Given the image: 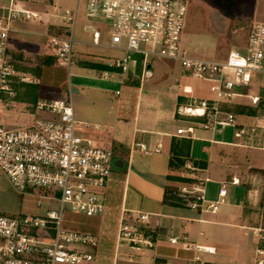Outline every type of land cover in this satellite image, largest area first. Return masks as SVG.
I'll list each match as a JSON object with an SVG mask.
<instances>
[{
	"label": "built area",
	"instance_id": "1",
	"mask_svg": "<svg viewBox=\"0 0 264 264\" xmlns=\"http://www.w3.org/2000/svg\"><path fill=\"white\" fill-rule=\"evenodd\" d=\"M16 1L9 0L0 14V177L7 179L21 193H31L38 188L36 206L45 203L41 216L23 215L11 217L0 214V264H89L98 260L104 235L103 221L110 210L109 198L119 194L121 203L116 208V242L123 241L132 250L151 246L137 226L132 223L148 222V213L127 210L123 205L126 179L114 176L112 149L92 132L98 130L75 119L72 106L70 66L73 63V23L77 1L73 10L65 15L71 27L58 28L48 36V45L55 57V64L65 69L66 79L62 96H39L36 101L13 102L15 86L20 82L32 83L33 77L15 66L13 51L16 46L9 41L10 21L23 18L35 20L34 11L15 8ZM185 14V0H87L86 15L99 18L110 27L108 46L122 51L113 58L108 69L126 72L131 55H142L141 67L149 62L148 56L175 59L181 68L194 79L210 81L212 98L189 96L180 113L193 116L175 134L187 139L196 138V131L205 130L213 135L227 128L234 129V136L241 138L252 133L251 125L236 126L235 113L224 109L225 102L235 97H246L257 104L258 95L239 91L249 86L254 73L264 74V23L252 22L243 51H230L223 60L191 57L181 49V33ZM43 21H46L44 19ZM91 44H100V33L92 27ZM146 46V47H144ZM152 63V62H151ZM99 75L106 79L109 70ZM184 94H191L189 86H183ZM116 94L119 91L115 92ZM59 94V93H58ZM7 107L28 118L6 123L11 116H4ZM187 108H199L200 114L186 113ZM47 111L56 114V121L34 120V113ZM211 143L217 142L214 138ZM135 146L141 153L160 152V144L149 147L143 142ZM264 148V145H263ZM182 182L170 192L175 203L200 212L214 213L224 202L227 184L238 179L220 181L216 197H206V185L211 181L207 173L189 159L182 162ZM68 208H65V206ZM96 219V222L92 221ZM89 230H97L91 232ZM257 237L254 264H264V227L250 228ZM170 243L190 252L183 264H206L204 255L213 248L171 238ZM89 248L92 252L86 251ZM101 259V258H100ZM114 259V256H113Z\"/></svg>",
	"mask_w": 264,
	"mask_h": 264
},
{
	"label": "crops",
	"instance_id": "2",
	"mask_svg": "<svg viewBox=\"0 0 264 264\" xmlns=\"http://www.w3.org/2000/svg\"><path fill=\"white\" fill-rule=\"evenodd\" d=\"M7 4L8 0H1L0 10L3 11ZM43 22L46 25L49 20ZM28 23V20L23 22L16 20L10 25L9 41L16 46V50L13 51L14 63L20 71H23L22 67L34 66L39 58L48 55L42 54L43 46L37 38L33 42L29 40L28 49L24 53L28 55V59L22 57L23 50L21 52L20 47L28 35ZM53 30L57 32L58 28L55 26ZM85 30L89 32L86 27ZM34 35L46 36L41 31ZM89 45L100 46L92 45L91 41ZM110 59L106 57L102 61L90 62L104 65L105 69H108L107 62ZM152 65L153 71L149 78L142 77V74L139 78H133L129 70L126 71V76L117 77L115 74L118 75L120 72L109 68V73L113 75L111 78L113 85H118L107 91L108 94L101 89L94 93L93 98L86 96L85 93L73 97L78 98L77 102L82 105L79 104L75 112L73 110L76 120L85 123L90 120L88 113L98 115L97 122L101 125H90L87 122L86 124L97 127L98 130L92 133L112 149L114 176L126 179V192L130 173L125 174L127 172L125 170L127 167L131 168L134 157L140 156L143 160L142 165H145V161H150V175L146 180L138 177L139 182L146 183L148 191H140L139 187H134L133 200L127 202L124 195L123 205L127 210L148 213V222H139L135 218L132 223L151 246L132 250L125 242H116V208L122 200L121 196L116 194L109 198L110 210L102 224L104 235L98 260L89 264H183L185 259L190 257V252L170 243L171 238L182 240L183 237L190 242L213 248V253L203 256L206 264H254L257 237L251 233L250 228L264 227V92L257 87L249 86L239 89L245 94L258 95V103L253 104L246 97H237L240 99L234 100L227 108L237 115L236 126L248 124L255 128L254 132L237 138L234 136V129L227 128L233 131L231 134L233 139H229L226 135L227 129L214 135L198 129L196 138L190 139L189 149L186 150L183 139L187 138L177 136L175 132L178 127L184 126L194 118L181 114L180 111L189 100V96L195 97L193 93L196 89L200 91L208 89L202 92L206 96L200 98L210 99L213 96L212 92L206 86L205 88L197 84L193 86L186 81L190 76L175 59L157 58ZM27 73L31 74L30 71ZM110 74L107 78H110ZM34 78L39 84V96L42 92L51 96H62L66 79L64 68L55 63L42 65L39 75ZM183 86H189L192 93L182 96L180 91L183 92ZM73 88L76 89L75 94H79V91L84 92L83 88ZM55 91L58 92L53 93ZM116 91L119 93L116 94ZM38 95L36 98H39ZM94 97L99 101L95 108L90 102V98L92 101L95 100ZM87 103L89 105H86ZM238 117L242 120L240 121ZM6 123H10L9 119ZM211 138L218 141L211 143L209 141ZM192 140L199 143L194 144ZM136 142H143L149 147L160 144V152H152V158H147L135 146ZM172 151L182 156V162L189 159L202 170V174L207 173L210 176L211 181L205 188L208 199L216 197L220 181H230L232 177L238 179L236 184H227L225 200L216 212H200L172 200L171 190L183 180L181 167L176 170L168 168ZM139 175L142 177L143 173L139 171ZM92 221L96 222V219ZM85 250L92 252L89 248Z\"/></svg>",
	"mask_w": 264,
	"mask_h": 264
},
{
	"label": "rangeland",
	"instance_id": "3",
	"mask_svg": "<svg viewBox=\"0 0 264 264\" xmlns=\"http://www.w3.org/2000/svg\"><path fill=\"white\" fill-rule=\"evenodd\" d=\"M86 2L87 0L77 1V12L72 25L73 39L82 43H74L72 47L73 63L70 66V82L72 87L84 89L83 93L79 91V94H75L73 97H76V95L80 96L85 93L86 96L93 98V95L94 93H97V90L103 89L107 92L114 89L118 84L115 86L113 85L114 82L111 79L113 76L112 73H109L110 78L103 79L99 75L101 69L89 67L83 62L102 61L106 57L111 58L109 60L110 62L113 58L120 57L122 55V51L108 46L107 42L109 41L110 27L107 22L94 20L86 15ZM75 3L76 0L16 1L14 6L15 8L34 11L39 16L38 19L28 20V35L25 36V41L20 47V51L22 52L23 50L22 57H24V59H28V55L26 56L24 53L27 51L30 41L33 42L37 38L39 39L38 41L41 46H43L42 54L48 53L49 55V53L52 52L51 47L47 42L48 36H50L51 33H54L53 29L55 26L57 28L62 27V30L70 29L71 23L66 19L65 10H73ZM1 13H3L2 10H0V14ZM44 19L49 20L46 25H44ZM16 20L19 22L27 21L23 18L12 19L9 22L10 25H12V23ZM256 21L264 23V0H185V14L183 18L184 25L180 41L181 48L187 56L213 60L224 59L230 51H243L246 46L249 25L250 23ZM53 24H55V26ZM88 26L99 31L100 43L102 45L97 47L89 45V42L91 41V34L85 30V27ZM37 31L45 33L46 36L36 37L34 34ZM156 60L157 58L148 56L149 62L153 63L156 62ZM124 75L126 76L127 73L120 72L118 75L115 74L117 77H122ZM30 76L33 77L34 81L29 84L36 83L34 76L31 74ZM186 81L191 83L193 86H196L197 84L199 86H203L204 88L205 86L208 88L211 84L210 81L194 78L191 79L190 77H187ZM248 84L250 88L257 87L259 90L264 92V74L254 73ZM205 89L202 91L196 89L193 95L198 98L205 97L206 95L204 96L202 94L203 91L208 90ZM38 92L39 89L36 91V96L38 95ZM57 92L58 91H55L53 93ZM88 92H91V94ZM180 93L182 96L186 95L181 91ZM41 95L46 97L47 93L42 92ZM73 97L72 106L75 112L78 105H82L77 102L78 98ZM36 99L33 100L31 104H33ZM239 99L240 98L235 97L232 101L223 103L227 105V107L224 108L229 110L227 109L228 106H230L234 100L237 101ZM17 101L28 102V100H24L20 94L16 95L13 100V102ZM90 102L91 105L93 104L94 108L99 103L96 98L93 101L90 98ZM86 105H89V103ZM14 110L15 109L11 110L7 107L4 111H2L4 116H11L9 118V125L13 124V120H21L24 117L28 118L27 114L17 113ZM88 116V119L90 120L88 122L86 121L87 123L90 125L99 124L97 122L99 120L97 114L94 113L93 115L88 113ZM33 119L36 121H56L57 118L55 113L38 111L34 113ZM238 119H240V121L242 120L241 117H238ZM244 125L248 126V124ZM226 132L227 137L229 139H233L231 137L233 131L231 129H227ZM192 142L194 144L199 143L194 140H192ZM143 156L152 158L153 154L149 153L148 155ZM149 163L150 161L148 160L145 161V165H142L143 160H141L140 156H135L131 168L127 167V170H125L127 171L125 174H128V172L130 173L128 192L125 193L127 202L133 200L132 194L134 187H139L140 191H148V186L145 185L146 183L139 182V178L146 180L147 176L150 175ZM139 171L143 173L142 177H140ZM149 190H151V188ZM41 191V189L35 188L30 191L31 193H21L17 191L7 179L0 177V214L11 217H20L23 215L41 216L46 207L45 203H43L40 207L36 206V198ZM65 208H68V206L66 205Z\"/></svg>",
	"mask_w": 264,
	"mask_h": 264
},
{
	"label": "trees",
	"instance_id": "4",
	"mask_svg": "<svg viewBox=\"0 0 264 264\" xmlns=\"http://www.w3.org/2000/svg\"><path fill=\"white\" fill-rule=\"evenodd\" d=\"M54 63H55V57L49 54V55L43 56L42 58H39L38 63L35 64L34 66H30V67L25 66V67H22L21 69H23V71H26V72L30 71V73L33 76H38L42 65H52ZM83 63L95 69H105L106 68V66L95 63V62L86 61ZM38 88H39V84L37 83L27 84L24 82H20L19 84L15 86V90L17 91L16 95L20 94V96H22L24 100H28V101H33L36 99V91ZM183 141H184V146L186 147V150H188L190 146V139H183ZM181 166H182V156L176 153L175 151H172V154L168 161L169 170H176V169H179Z\"/></svg>",
	"mask_w": 264,
	"mask_h": 264
},
{
	"label": "water",
	"instance_id": "5",
	"mask_svg": "<svg viewBox=\"0 0 264 264\" xmlns=\"http://www.w3.org/2000/svg\"><path fill=\"white\" fill-rule=\"evenodd\" d=\"M8 3H9V0H8ZM94 20L100 21L99 18H95ZM86 29L87 30H91L92 27L88 26V27H86ZM141 58H142V55L139 54V53H133L131 55V62H130L128 70H129V72H130V74L132 75L133 78H139L140 74H142V77H144V78H149L152 75V71H153L152 63L151 62H147L142 68L141 67ZM72 93H73V96H74L75 93H76V89L73 88L72 89ZM191 112H193L194 114H200L202 112V110L199 109V108H196V109H193L191 111L190 108H187L186 113H191Z\"/></svg>",
	"mask_w": 264,
	"mask_h": 264
}]
</instances>
